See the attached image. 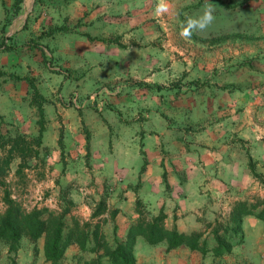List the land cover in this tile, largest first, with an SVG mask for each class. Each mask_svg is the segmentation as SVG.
Masks as SVG:
<instances>
[{
    "label": "crops",
    "instance_id": "1",
    "mask_svg": "<svg viewBox=\"0 0 264 264\" xmlns=\"http://www.w3.org/2000/svg\"><path fill=\"white\" fill-rule=\"evenodd\" d=\"M95 1L80 0L85 7ZM161 2L98 1L109 9L82 15L78 62L67 58L74 53V35L62 36L71 39L64 42L62 62L80 70L83 86L93 77L90 71H103L98 77L104 116L94 125L100 135L94 134L87 152L89 161L104 167L98 178L111 184L105 195L114 215L104 222L117 242L136 218L135 197L152 214L162 207L166 229L186 234L187 228L198 229L194 213L212 195L202 194L203 186L222 190L242 178L257 179L254 174L264 178V0H210L214 23L190 39L180 33L206 0H163L168 11L157 15ZM218 36L224 42L208 41ZM260 222L242 218L247 238L255 230L259 241ZM142 243L137 237L136 247Z\"/></svg>",
    "mask_w": 264,
    "mask_h": 264
},
{
    "label": "rangeland",
    "instance_id": "2",
    "mask_svg": "<svg viewBox=\"0 0 264 264\" xmlns=\"http://www.w3.org/2000/svg\"><path fill=\"white\" fill-rule=\"evenodd\" d=\"M16 1L7 0L0 7L4 13L0 20V214L5 209V194L24 212L46 209L62 219L64 228L75 224L77 229L72 242L54 264H105L107 258L102 246L119 243L111 224L105 228L104 222L114 215L110 198L105 195L111 184L98 178L104 167L98 165L99 161H89L87 152L90 140L98 132L96 123L104 116L102 80L98 77L103 71L96 68L90 71L93 77L88 80V86H83L80 70H71L62 61L66 57L64 42L71 41L70 34L76 42L73 55L67 58L80 61L82 15H95L109 8L107 4L98 6L102 5L96 4L100 0L89 7L81 5L80 0H32L26 7L30 1L21 0L17 15L3 26L5 19H10L8 13ZM150 8L155 13L156 6ZM65 32L70 33L69 38L62 37ZM224 39L218 36L208 41L222 43ZM93 42L89 44L95 45ZM90 57L96 60V56L90 54ZM108 74L112 75L113 71ZM74 146H81L86 153L76 152ZM3 161H8L7 166ZM228 185V189L221 187L222 190L203 186L202 194L212 192V195L206 196L204 204L198 205L194 213L198 229H185L186 234L199 233L200 240H205L209 247L214 244L211 225L214 221H225L231 201L251 200L258 205L254 211L264 207V178L248 183L242 178L238 184ZM162 209L152 214L150 206L135 197L136 218L132 223L140 217L149 220ZM163 224L169 225L165 220ZM93 232L98 237L95 250H92ZM254 232V238H247L241 222L240 242L229 254L219 257L190 251L185 245V248L166 250L163 242L149 245L143 240L142 245L133 247L134 264H264V233H260L257 241V231ZM79 237L84 240V250L75 243ZM42 246L43 236L31 241L23 235L17 251L11 254L7 253V244L0 240V264H52L44 259Z\"/></svg>",
    "mask_w": 264,
    "mask_h": 264
},
{
    "label": "trees",
    "instance_id": "3",
    "mask_svg": "<svg viewBox=\"0 0 264 264\" xmlns=\"http://www.w3.org/2000/svg\"><path fill=\"white\" fill-rule=\"evenodd\" d=\"M20 1L14 2L11 13H8L10 19L6 18L3 26L10 22L11 17L17 15V6ZM3 163L7 166L8 161H3ZM142 169L143 167H141ZM254 177L260 178L255 174ZM262 181L263 179L260 180V182ZM3 202L5 209L0 214V240L7 244V253L14 254L17 251L19 240L23 235H26L31 241L43 236L44 259L52 264L60 260L65 248L72 242L73 236L77 232L76 225L64 228L62 219L58 216L54 217L46 209H32L29 212H24L7 194L3 196ZM255 208L256 205L252 203L235 201L231 205L225 221L223 223L214 221L211 225V236L214 241L211 247L207 246L205 240H200L199 233L185 234L174 228L166 229L163 224L165 215L161 211L149 220L140 217L135 223L129 225L123 242L116 243L113 247L105 244L102 246L107 258L105 264H134L133 247L137 237L142 238L149 245L163 242L166 245V250L185 245L190 251H196L202 255L206 253H211L214 257L227 255L242 238L241 222L243 217L252 215L262 221L264 233V212L260 210L254 213ZM136 213L141 216L140 212L136 211ZM82 237L84 238V236ZM83 238L79 237L75 240L82 250L85 249ZM97 238L96 232H93L94 246L92 250L97 248Z\"/></svg>",
    "mask_w": 264,
    "mask_h": 264
},
{
    "label": "clouds",
    "instance_id": "4",
    "mask_svg": "<svg viewBox=\"0 0 264 264\" xmlns=\"http://www.w3.org/2000/svg\"><path fill=\"white\" fill-rule=\"evenodd\" d=\"M168 11V6L163 2L157 7V15ZM215 6L210 0H206L203 9L200 14L196 16H190L185 21V26L180 33L183 38L190 39L193 32L206 31L215 21Z\"/></svg>",
    "mask_w": 264,
    "mask_h": 264
}]
</instances>
